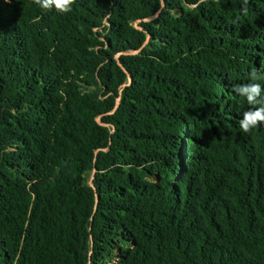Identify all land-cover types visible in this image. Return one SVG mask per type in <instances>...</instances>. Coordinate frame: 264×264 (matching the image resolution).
Returning a JSON list of instances; mask_svg holds the SVG:
<instances>
[{"label": "trees", "instance_id": "obj_1", "mask_svg": "<svg viewBox=\"0 0 264 264\" xmlns=\"http://www.w3.org/2000/svg\"><path fill=\"white\" fill-rule=\"evenodd\" d=\"M0 0V264H264V0ZM264 86V81H256Z\"/></svg>", "mask_w": 264, "mask_h": 264}, {"label": "clouds", "instance_id": "obj_2", "mask_svg": "<svg viewBox=\"0 0 264 264\" xmlns=\"http://www.w3.org/2000/svg\"><path fill=\"white\" fill-rule=\"evenodd\" d=\"M33 2L44 10L55 9L57 12L66 14L72 11L75 0H33ZM249 0H241V12L248 13ZM249 79L253 82L236 85L233 91L240 97L246 99L251 106L249 110L242 114L239 120V127L244 133H249L253 129L264 124V86L256 81H264V73L258 70H252L249 73Z\"/></svg>", "mask_w": 264, "mask_h": 264}]
</instances>
